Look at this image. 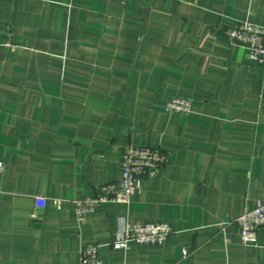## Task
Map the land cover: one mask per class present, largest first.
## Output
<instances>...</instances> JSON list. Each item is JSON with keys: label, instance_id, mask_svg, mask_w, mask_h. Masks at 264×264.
Here are the masks:
<instances>
[{"label": "crops", "instance_id": "0c3cea01", "mask_svg": "<svg viewBox=\"0 0 264 264\" xmlns=\"http://www.w3.org/2000/svg\"><path fill=\"white\" fill-rule=\"evenodd\" d=\"M264 0H0V264H264L233 222L264 199V69L228 44ZM187 97L188 113L166 99ZM128 143L169 152L127 203L77 218ZM160 246L113 248L128 221ZM185 251V254H183Z\"/></svg>", "mask_w": 264, "mask_h": 264}, {"label": "built area", "instance_id": "2783aa9c", "mask_svg": "<svg viewBox=\"0 0 264 264\" xmlns=\"http://www.w3.org/2000/svg\"><path fill=\"white\" fill-rule=\"evenodd\" d=\"M223 37L228 44L244 47L249 59L264 69V25L233 19L232 23L224 28ZM190 106L189 98L176 95L166 99L164 111L186 114ZM168 159L169 152L160 146L128 143L118 159L121 172L119 180L100 184L94 195H83L75 200V216L77 218L84 216L92 211L96 204L127 203L130 196L137 190L139 182L159 175ZM233 222L239 229L241 243L256 246L259 232L264 231V199L255 207L245 209L235 217ZM169 232L170 224L165 219L128 221L111 246L127 248L129 242L135 245L160 246ZM77 264H101L98 245L87 243L80 251Z\"/></svg>", "mask_w": 264, "mask_h": 264}]
</instances>
